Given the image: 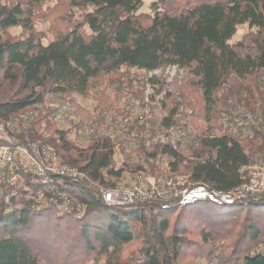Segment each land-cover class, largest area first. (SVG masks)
Listing matches in <instances>:
<instances>
[{
    "label": "trees",
    "instance_id": "obj_1",
    "mask_svg": "<svg viewBox=\"0 0 264 264\" xmlns=\"http://www.w3.org/2000/svg\"><path fill=\"white\" fill-rule=\"evenodd\" d=\"M46 1L0 0V118L9 121L32 112L25 131L10 126L16 139L54 146L64 163L86 172L92 183L70 176L43 183L30 173L23 174L22 186L3 183L0 264H185L181 260L188 252L209 264H264V249H259L264 246V197L162 209L156 200L107 205L100 193V186H115L130 169L132 141L143 161L131 171L155 172L159 157L165 156L171 172L183 170L192 181L223 190L242 182V166L263 158L264 0H156L150 12H140L143 0H66L72 11H81L80 18L44 43L34 19ZM244 24L256 31L231 42ZM14 26L26 33L6 36ZM174 64L192 74L179 88L182 103L193 110L188 120L196 129L186 150L156 141L157 127L105 121L104 110L124 116L131 112L134 104L119 105L120 95L136 79L129 75L131 69L148 72ZM109 85L116 91L113 100ZM93 91L95 113L77 100ZM129 92L144 102L143 89ZM49 94L75 106L78 119L68 120L70 129L79 133L91 126L86 146L72 139L69 129L58 127V110L49 106ZM179 104L174 103L164 125L177 122ZM223 111L245 122L238 133L218 123ZM101 125L114 136L101 132ZM117 150L125 158L118 168ZM40 193L44 200L38 201ZM63 197L71 199L69 210L62 206ZM191 214L200 219L198 239L189 236ZM232 224L239 227V236L227 253L218 238ZM138 238L140 248L126 253L125 246Z\"/></svg>",
    "mask_w": 264,
    "mask_h": 264
},
{
    "label": "built area",
    "instance_id": "obj_2",
    "mask_svg": "<svg viewBox=\"0 0 264 264\" xmlns=\"http://www.w3.org/2000/svg\"><path fill=\"white\" fill-rule=\"evenodd\" d=\"M161 69L150 71V77L154 78ZM166 70L167 75L164 76L168 80H170L169 73L173 72L171 80L175 77L181 78L184 74L183 68L181 69L175 64L168 65ZM154 87H157L156 84ZM179 99L178 102L181 101ZM49 106L58 110L56 115L58 119H73L75 121L78 119L75 106L70 100L59 103L53 101L49 103ZM87 109L95 113L93 108L88 107ZM192 113L193 110L181 101L174 115L177 122L163 125V130L155 134L156 141L173 146L193 142L196 132L188 120ZM237 113L243 116L241 110H238ZM32 115V112L21 113L9 121L0 118V189L5 182L9 186H22L21 181L24 173L37 176L43 183L54 182L58 176L83 178L92 183L86 172L76 166L64 163L54 146L38 142L25 144L16 139L15 135L11 133L10 126L13 125L18 129L23 128L25 131L27 122L32 118ZM102 115L107 123L118 120L123 124L133 122L138 125H150L149 123L153 120V113L138 104L132 105L131 112L125 116L115 111H108V109L104 110ZM169 116L170 114H166L165 117ZM221 119L224 124L230 125L234 133H238V126L245 124L239 117H233L225 111L221 112ZM102 126L105 135L114 136L111 130H106V125ZM85 130L87 134L93 131L89 124H86ZM137 172L138 178L135 183H122L110 187L99 185L104 202L112 206H127L156 200L162 209H168L175 205H189L202 201L223 205L244 199L264 197V156L260 161L242 166L240 168L242 182L229 190L218 189L202 181L194 182L190 174L176 173L170 176L166 174L156 176L148 175V172L145 173L144 170ZM43 196V193L38 194V201L44 200ZM62 201L64 209L69 210L71 199L63 197Z\"/></svg>",
    "mask_w": 264,
    "mask_h": 264
},
{
    "label": "rangeland",
    "instance_id": "obj_3",
    "mask_svg": "<svg viewBox=\"0 0 264 264\" xmlns=\"http://www.w3.org/2000/svg\"><path fill=\"white\" fill-rule=\"evenodd\" d=\"M156 1V0H143L144 5L141 8L140 12H150L151 11V5L152 3ZM71 12L73 13V18L71 19ZM80 14L81 11H79L78 9L76 10H71L68 3L66 2V0H47L46 3L41 6L38 10V14L37 16H35L34 19V30L39 34V37L42 39V41L44 43L49 42L50 40L54 39V37L56 35H58L61 32H65L69 29L70 26H72L77 19L80 18ZM86 30L87 26L85 27ZM256 28H251L248 24H244L242 26L239 27L237 33L234 35L233 39L231 42H237L240 41L242 39H244L246 37V35L248 33L251 32H255ZM25 30L23 29L22 26H14L9 28L6 31V36H10V37H22L25 34ZM166 66H162L158 69H161V71H159L158 75H156L155 77L159 78L161 81L157 82V83H152L150 81V71L145 72V71H139L137 69H131L129 71V75L131 77H134L136 79H134V81L132 82V86L128 85L129 90L125 91L124 94L120 95V107H124L125 104H138L140 105V107L148 110L149 112L153 113V120L149 123L150 125H146L147 128H152V127H157L158 129L156 130V133L159 131L163 130V120L166 119V114H172L171 109L173 108L172 106L174 105L175 102H177L178 98H180L179 100L182 101V98L180 97L179 93H180V86L182 85V83L184 81H188L189 78H191L192 74L191 72L187 69H183L184 70V74L183 76L180 77H175L173 80H171V78L173 77V72L169 73L168 77L171 80H168L166 76L167 75L166 72ZM182 69V68H181ZM129 76V77H130ZM169 81V82H167ZM154 84H156L157 87H154ZM160 87V88H158ZM158 88V89H157ZM137 89H143V97H144V102L141 101L140 98H136L132 93H130L129 91H135ZM153 89V90H152ZM108 92L110 94V100H113L117 95H116V91L115 88L113 89V87L111 85L108 86ZM172 92V95L169 96V99H167L166 101V95ZM94 94L95 92H91L88 96L85 97H79L77 98L79 104L85 108H93L94 109V105H95V99H94ZM150 97V98H149ZM48 101L51 102H56L59 103L61 100H58V98L56 99L54 95L49 94L47 97ZM166 101V104H163V101ZM47 101V104H48ZM180 101V103H181ZM143 103H147V106H141L144 105ZM180 105V104H179ZM262 108H264V105L262 106ZM258 113L256 112L255 115H257ZM258 117V116H257ZM259 118V117H258ZM258 118L257 120H255V123L258 122ZM57 125L60 128L63 129H69L71 131V138L74 140H78V143L81 146H86L87 145V133L84 132L85 130H81L79 133L75 132L76 130L74 129H70L71 125L68 122L67 119H57ZM254 122V121H253ZM218 123H223L221 118H219ZM217 127V125H215ZM102 125L100 126V131L103 132L102 130ZM194 130L196 131L195 127L193 126ZM217 131V129H216ZM79 134V135H78ZM135 135V133H133V135H130V139L133 140V136ZM80 136V137H79ZM138 146L136 141H132L129 144V149L130 150V158L128 159L129 163L131 164L130 169L126 170L123 173V176L121 177V179L117 182V184H122V183H135L137 181L138 178V172L137 171H131L133 165L142 163L143 161V156L140 155L138 153V151H136V147ZM186 145H182L180 143V147L183 150L185 149ZM187 152V151H184ZM124 155L117 150L116 154H115V159H114V163H115V167H121L124 164ZM157 167L155 172H150V168L145 171V173H147L148 175H156L159 176L161 174H166L168 176L176 174L174 172L170 171V167L168 166V161L167 158L165 156H161L159 157L158 161H157ZM146 168H148L147 164L145 165ZM154 173V174H152ZM180 174H187L184 173L183 170L182 172H179ZM113 181H115L116 179H113ZM229 206H225V208H228ZM188 213V212H187ZM188 215V214H187ZM195 216V214H191V217L193 218ZM176 219H177V212H175L172 216H171V224L174 225L176 223ZM200 219H197V217L195 216L191 221L189 219V217H187V222L190 224L191 228V234H189V236L194 237L196 239H198V227L196 224H199L200 222H198ZM227 232L224 234V236L218 238V244L223 245V248H225L226 252L228 253V251L230 250V246L233 245L234 240L239 236V227H236L235 225H228L227 226ZM140 240L141 239H137L135 242H133L131 245L129 246H125V251L126 253H131L133 251H136L137 249L140 248L141 244H140ZM263 244L259 245V249H264V246H262ZM194 247H190L188 251L192 250ZM182 260L181 263H185V264H209L208 263V259L206 258H201L199 256L193 257L190 255V252H188L186 255L183 254L182 256ZM217 260L214 262L216 263Z\"/></svg>",
    "mask_w": 264,
    "mask_h": 264
},
{
    "label": "bare ground",
    "instance_id": "obj_4",
    "mask_svg": "<svg viewBox=\"0 0 264 264\" xmlns=\"http://www.w3.org/2000/svg\"><path fill=\"white\" fill-rule=\"evenodd\" d=\"M150 98V97H149ZM17 129V128H16ZM169 166V165H168Z\"/></svg>",
    "mask_w": 264,
    "mask_h": 264
}]
</instances>
